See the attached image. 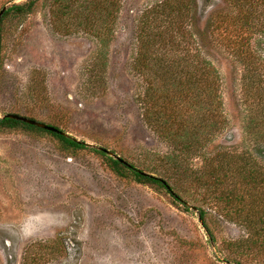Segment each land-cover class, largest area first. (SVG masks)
<instances>
[{"label":"rangeland","instance_id":"374dc122","mask_svg":"<svg viewBox=\"0 0 264 264\" xmlns=\"http://www.w3.org/2000/svg\"><path fill=\"white\" fill-rule=\"evenodd\" d=\"M25 1L0 0V11ZM73 1L78 11L88 4ZM155 1L110 5L116 15L105 48L106 80L98 93L92 87L96 80L88 81V65L101 47L98 38L77 22L68 25V34L58 31L52 22L53 0H39L33 13L10 18L1 41L0 117L32 116L147 172L168 173L163 155L170 146L144 122L140 95L145 84L133 68L138 19ZM260 49L264 56V45ZM213 59L221 78L223 122L201 153L188 157L189 173L201 178L217 152L254 146L244 131L239 68L227 55ZM174 173L171 181L179 176ZM177 180L186 204L156 186L118 177L91 149L72 155L48 134L1 132L0 264H24L30 253L44 255L40 264H238L227 258L226 241L242 239L246 230L204 202L205 189L180 176ZM198 207L206 212L214 240Z\"/></svg>","mask_w":264,"mask_h":264},{"label":"trees","instance_id":"16d2710c","mask_svg":"<svg viewBox=\"0 0 264 264\" xmlns=\"http://www.w3.org/2000/svg\"><path fill=\"white\" fill-rule=\"evenodd\" d=\"M121 1L88 0L83 11H78L80 8L73 5V0H53L51 6L52 22L58 31L68 34V25L77 22L101 43L88 65V81L96 80L92 81V92L104 88L101 80H106L108 59L105 48L112 38V20L116 15L110 5L116 8ZM38 2L15 3L4 12L0 19V54L7 21L33 13ZM215 3L216 0H156L142 10L138 19V51L133 68L145 84L140 95L144 122L169 143L170 151L163 155L168 173L152 174L119 156L121 161L105 148L89 147L57 126L54 127L63 133L3 116L0 133L23 130L48 134L61 151L72 155L91 149L103 157L105 165L118 177L156 186L175 202L186 204L176 188L180 176L195 188L205 189L202 200L246 230L242 239L226 241L227 258L238 264L264 263V56L260 49L264 45V0H222L218 6ZM217 54L229 56L239 68L246 111L244 131L252 137L254 146L253 150L217 152L207 175L201 178L195 171L189 173L188 157L201 153L207 138L223 122L221 78L213 63ZM171 171L179 174L173 181ZM198 212L203 227L214 240L203 207H198ZM43 256L30 253L24 264H40Z\"/></svg>","mask_w":264,"mask_h":264},{"label":"water","instance_id":"95a60500","mask_svg":"<svg viewBox=\"0 0 264 264\" xmlns=\"http://www.w3.org/2000/svg\"><path fill=\"white\" fill-rule=\"evenodd\" d=\"M13 4H15V3H12V5ZM8 8L9 7L5 6V7H3L1 9V11H0V19H1L2 15L4 14V12ZM4 117L16 119V120H20V121H23L25 123H28V124H31V125H34V126H37V127H40V128L46 129V130H49V131H53V132H56V133H63L61 130H59L58 128H56V127H54L52 125H48V124H46L44 122H41V121H38V120H35V119H32V118H29V117H26V116H23V115H19V114H15V113H8V114H5ZM105 151L107 153H109L111 156H114L117 159H121L118 155L110 152L109 150L105 149ZM121 161H122V159H121Z\"/></svg>","mask_w":264,"mask_h":264}]
</instances>
